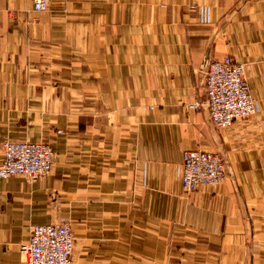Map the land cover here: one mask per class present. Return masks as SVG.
Wrapping results in <instances>:
<instances>
[{"label": "crops", "instance_id": "obj_1", "mask_svg": "<svg viewBox=\"0 0 264 264\" xmlns=\"http://www.w3.org/2000/svg\"><path fill=\"white\" fill-rule=\"evenodd\" d=\"M31 2L0 0V143L54 158L35 182L0 179V264L58 220L69 264H264V0ZM225 55L259 110L219 128L187 104ZM186 149L218 152L224 181L184 193Z\"/></svg>", "mask_w": 264, "mask_h": 264}, {"label": "built area", "instance_id": "obj_2", "mask_svg": "<svg viewBox=\"0 0 264 264\" xmlns=\"http://www.w3.org/2000/svg\"><path fill=\"white\" fill-rule=\"evenodd\" d=\"M31 1L32 11L47 9V0ZM202 85L205 101L190 102L187 108L197 111L205 107L209 118L219 128L231 127L259 110L249 89L244 63L230 55L207 59ZM0 152V179L22 175L35 182L50 172L54 158L45 141L5 139L0 143ZM181 166V188L186 194L203 184H220L226 177L223 159L218 152L186 149L182 152ZM73 241L70 223L58 220L32 225L27 240L19 244L18 249L24 264H69Z\"/></svg>", "mask_w": 264, "mask_h": 264}]
</instances>
